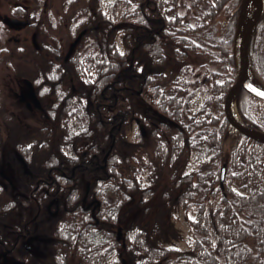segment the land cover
<instances>
[{
    "label": "trees",
    "instance_id": "1",
    "mask_svg": "<svg viewBox=\"0 0 264 264\" xmlns=\"http://www.w3.org/2000/svg\"><path fill=\"white\" fill-rule=\"evenodd\" d=\"M25 1L9 16L26 22L38 48H17L10 69L37 91L46 84L74 91L44 104L64 132L55 136L50 124L41 139L15 146L11 168L30 177L0 203V237L9 230L4 225L22 229L20 215L31 218L58 197L46 229L31 226V234L47 239V253H27L28 264H72V257L77 264H264V143L234 130L222 111L237 76L242 0H106V7L103 0H63L67 35L53 44L43 38L54 29L52 0ZM249 55L264 86V11ZM196 57L214 68L197 72ZM237 107L244 124L264 132L263 100L242 90ZM43 179L52 182L49 194L34 201L29 194L37 181L44 188ZM24 191L29 200L20 197ZM156 195L167 209L194 214L186 250L165 246L158 222H142Z\"/></svg>",
    "mask_w": 264,
    "mask_h": 264
},
{
    "label": "rangeland",
    "instance_id": "2",
    "mask_svg": "<svg viewBox=\"0 0 264 264\" xmlns=\"http://www.w3.org/2000/svg\"><path fill=\"white\" fill-rule=\"evenodd\" d=\"M63 0H52L50 7V17L51 21L54 23L49 34L43 35L45 38L44 42L46 44L58 41L59 43L64 41L67 35L66 29V14L62 10ZM103 0V7H106V3ZM29 3L25 0H0V158H10L14 155L15 146L19 143H24L28 140H33L35 138L41 139L44 133H41V129L51 128L56 133L55 136H59L65 130L58 129L59 124L50 123L48 118H45L40 110H35L30 112L21 103L19 99V94L22 91L29 93V98L32 101L31 88L28 83L23 80L22 77L16 76L12 71L11 65L17 62V48L29 49L33 45V31L28 30L26 25H18L10 27L9 23L11 20H17L16 18H11L9 15L10 8L17 4L26 5ZM104 9V8H103ZM119 15V13H118ZM218 24L215 23V28ZM51 37V38H50ZM119 49L120 46H118ZM195 70L197 72L203 71V69L212 70L214 66L209 64L208 60L204 57H196L191 60ZM202 64V66H201ZM254 72V70H253ZM200 78V76H199ZM256 78V75H255ZM257 80V78H256ZM142 100H148L149 97L146 93L142 94ZM203 99L199 103H201ZM35 107V106H34ZM38 108V107H35ZM59 122V120H57ZM48 129H46L47 132ZM127 139L129 142L135 140V121L132 119L128 122L127 127ZM232 136L227 135L223 142V154L225 157L228 156L231 147ZM0 170H6L4 161H0ZM17 174V188L24 187L29 181V178L22 175V171H16ZM10 196V194L8 193ZM7 195V196H8ZM6 196V195H5ZM6 197L0 196V203L4 201ZM9 198V197H8ZM134 214L138 216L140 212L134 210L131 215ZM141 215V214H140ZM145 219H142L143 223H146L148 227L152 225L153 221L159 223L162 231L161 240L167 247H172L179 249L181 251L186 250L192 239V234L189 231L187 218H193L194 214L191 211L185 212L181 208L167 209L156 195L152 202L149 212L146 214ZM50 223L44 219L42 226L39 224V228L46 229ZM47 246V245H46ZM48 248L41 249L38 252L41 256H35L38 259H43L45 252L47 253ZM24 250H20L14 253L13 260L21 263L28 264L24 257ZM72 264H77L76 258H71ZM30 264H33L30 262ZM107 264H118L113 258Z\"/></svg>",
    "mask_w": 264,
    "mask_h": 264
},
{
    "label": "flooded vegetation",
    "instance_id": "3",
    "mask_svg": "<svg viewBox=\"0 0 264 264\" xmlns=\"http://www.w3.org/2000/svg\"><path fill=\"white\" fill-rule=\"evenodd\" d=\"M40 75L41 78V70H37L36 75ZM29 87L31 88L32 85L28 84ZM34 88V92L37 96V98L39 99L40 102V107L35 108L31 102V99L29 98V93L26 91H22V93H20L19 95V99L21 101L22 104H24L25 108L27 110H29L30 112L37 110H40L43 115L45 116V118H48V114H46V108L45 105L46 104H52V103H56L58 101L59 98L61 97H65V94L69 95L71 94V91H74V86L73 85H67V84H53V85H44L40 88L39 91H37L36 87ZM43 89H45V91H43ZM44 97V98H42ZM45 99V103H43V100ZM63 101V100H62ZM63 103V102H62ZM45 104V105H44ZM57 120H63V121H67L66 117H60V118H56ZM14 152H17V150L15 149ZM11 157L10 158H4L1 157L0 161L3 160L4 164H5V168L6 170H0V196H4L6 197L4 199V201L8 200L10 197L8 195V193L10 194L11 191V187H16L17 188V174H16V170L14 168H11ZM15 159V158H14ZM66 167L65 166H61V167H57L58 170H64ZM74 169L75 167L72 166L70 168H68V170H70V175H67L68 178H71L72 175L74 174ZM21 172V171H20ZM49 173H51V169L49 170ZM65 175V173H62ZM22 175L26 176V177H30L28 176V174H26L24 171H22ZM49 177L51 179V175L49 174ZM42 180V179H39ZM48 180V179H47ZM43 182L46 184L44 186V188H41L40 190H38L39 187V183L40 181H37V185L35 186V188L33 190V192H31L29 194V197L32 198L34 201L37 200L39 194L41 192H44L45 194H49V190L48 187L50 185H52V182H48L46 180L43 179ZM18 189V188H17ZM6 195V196H5ZM8 195V196H7ZM26 191L23 192V194L20 195L21 198H24L26 200H29V198H26ZM58 201V197H54L52 198V200H50L47 205L44 208V211L41 212L42 207H38L37 211L35 212L34 216H32L31 218H25L24 216L20 215L22 221V229H17L16 227H14L13 225L7 224L4 225V227H8L9 230L3 234L0 237V264H21L15 260H13L12 256L14 253L19 252L20 250H24V257L25 259L28 258L27 253L29 252H34L37 256H41V253H39L38 251L41 250L42 248L45 249L46 245H47V239H45L44 236H38L36 237L35 234H31V226L34 225L37 226L41 223H43L44 219L46 218V220L49 222L50 217L49 215H53L54 212L51 211V202H57ZM31 214V213H30ZM42 226V224H41ZM41 235H44L43 233ZM35 255V256H36Z\"/></svg>",
    "mask_w": 264,
    "mask_h": 264
},
{
    "label": "water",
    "instance_id": "4",
    "mask_svg": "<svg viewBox=\"0 0 264 264\" xmlns=\"http://www.w3.org/2000/svg\"><path fill=\"white\" fill-rule=\"evenodd\" d=\"M250 0H242L237 19V27L234 38V55H235V63L237 69V76L230 87L224 93L222 99V111L226 121L229 125L236 130L238 133L251 137L255 140H258L264 143V132L247 124H244L237 107V111L239 114V119H236L232 114L231 110V102L234 97H236V106L239 94L242 90L247 91L254 97L261 99L264 101V86H262L258 79L255 78V73L253 72L251 63H250V55H249V45L252 37L254 26L264 11V1L260 2L258 12L253 19V21L248 22L246 20V9L248 7ZM26 25L25 21L21 20H11L9 25L10 27L18 26V25ZM33 44L36 48H38V44L36 41V34H33ZM252 70V72H251ZM254 74V77L252 76ZM31 95L32 101L35 107H40L39 99L37 98L33 86H31ZM226 167L222 166L220 183L222 184L225 178ZM121 231H118V238L120 237ZM123 264H126L123 261Z\"/></svg>",
    "mask_w": 264,
    "mask_h": 264
},
{
    "label": "bare ground",
    "instance_id": "5",
    "mask_svg": "<svg viewBox=\"0 0 264 264\" xmlns=\"http://www.w3.org/2000/svg\"><path fill=\"white\" fill-rule=\"evenodd\" d=\"M262 1H264V0H250L248 7L246 9V20L248 22L253 21V19L255 18L256 14L258 12L259 4ZM251 72H252V70H251ZM252 76L254 77V74H252ZM231 110H232V114L234 115V117L236 119H239V114H238L237 106H236V97H234L232 99Z\"/></svg>",
    "mask_w": 264,
    "mask_h": 264
}]
</instances>
